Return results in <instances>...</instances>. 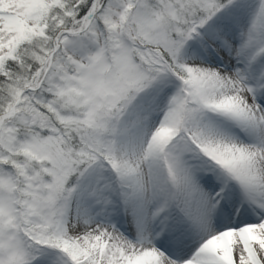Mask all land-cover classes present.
<instances>
[{"label": "snow or ice", "instance_id": "1", "mask_svg": "<svg viewBox=\"0 0 264 264\" xmlns=\"http://www.w3.org/2000/svg\"><path fill=\"white\" fill-rule=\"evenodd\" d=\"M0 264H264V0H0Z\"/></svg>", "mask_w": 264, "mask_h": 264}]
</instances>
